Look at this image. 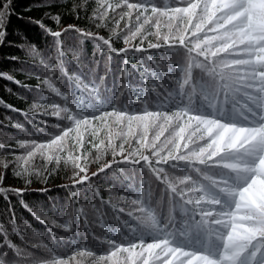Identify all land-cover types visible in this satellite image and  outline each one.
Here are the masks:
<instances>
[{
    "label": "snow or ice",
    "instance_id": "snow-or-ice-1",
    "mask_svg": "<svg viewBox=\"0 0 264 264\" xmlns=\"http://www.w3.org/2000/svg\"><path fill=\"white\" fill-rule=\"evenodd\" d=\"M46 2L52 7V0ZM94 4L73 0L68 11L80 19L81 11L86 14L91 8V15L84 18L98 29L108 28L107 38L90 28L64 26L61 13L44 14L59 30L44 19L30 21L52 38L56 53L52 66L35 45L22 47L40 57L47 69L48 75L38 77L37 91L46 87L63 103L41 95L28 112L8 105L25 120L43 109L40 115L60 122L50 125L58 131L46 132L45 141L16 136L0 141V194L10 205L9 220L0 222V264H80L84 257H92L91 264H264V0H94ZM11 15L12 0H0V44ZM69 33H75L73 38L80 43L92 40L109 62L122 57L125 89L129 69L137 68L129 64L130 54L140 61L139 54L156 49L180 58L167 61L176 87L164 89L153 82L150 90L140 89L144 92L143 99L136 98L140 109L121 99L123 91L101 92L104 76L98 78L100 83H83V90L77 83L74 90L61 91L53 79L56 72L70 84L81 80L65 67L63 37ZM113 38H122L123 46L116 47ZM78 51L74 49L73 55ZM148 59L157 65L151 75L158 76V62ZM0 78L20 83L11 75L0 73ZM149 92L156 93L155 100L147 99ZM132 98L130 92L125 96ZM11 127L25 132L23 123ZM8 148L23 152L9 153ZM69 167L74 203L81 189L100 197L94 178L110 170L139 171L147 177L140 181L135 198L122 197L130 200V209L112 206L120 228L115 235L105 232L96 238L106 245L101 254L73 243L65 257L42 240H29L27 226L21 227L11 208L10 195H15L44 222L42 214L23 201L27 188L5 186L9 170L30 185L33 177L47 183ZM145 184L156 185L159 211ZM108 203L101 198V204ZM77 211L84 215L82 209ZM51 223L65 232L72 230L70 219ZM100 225L104 227L102 220ZM49 232L52 240L66 243L64 236L57 237L51 228Z\"/></svg>",
    "mask_w": 264,
    "mask_h": 264
},
{
    "label": "trees",
    "instance_id": "trees-1",
    "mask_svg": "<svg viewBox=\"0 0 264 264\" xmlns=\"http://www.w3.org/2000/svg\"><path fill=\"white\" fill-rule=\"evenodd\" d=\"M89 5L94 7V0H88ZM73 0H52V7H48L46 0H12V15L6 20V36L3 44H0V73L11 75L20 83H14L7 78H0V141L6 137L16 136L24 138L37 139L38 141H45L49 137L45 135L46 132H55L57 129H52L50 125L59 123L56 117L44 116L39 113L43 109L37 110V115L32 117L29 114V120H25L21 112L11 111L8 105L14 106L22 112H28L34 100L39 99L42 95L49 101L63 103L60 97H56L46 89L37 91V86L40 84L38 77L43 78L48 75L47 69L40 64V57L29 55L27 51L22 50V47L27 49L35 45L36 49L41 54L48 58V63L55 66V51L52 48V38L47 36L37 25L30 21L35 19H44L46 12L61 13L62 24L67 26L75 24L81 28H90L104 35L106 38L110 35L108 28H96L89 20L84 18L86 15H91V8L85 14L81 11V18L77 19L75 15L69 14L68 9L71 8ZM30 9V10H29ZM22 17V19H21ZM44 22L54 30H59L58 26L51 20L44 19ZM111 21L109 24L111 26ZM75 33H69L63 37L66 70L71 74L75 73L81 77L80 81L73 80L71 84L61 73L56 72L53 76L61 91L74 90V86L79 83L80 89L83 90V83L96 80L99 82V77L104 76L105 80L101 84V92L105 89L109 90L108 95H116L122 91L125 93L121 99L135 109H140L142 105L137 101V97L144 98V92L140 89L150 90L153 82L162 84L164 89H171L176 87L175 81L167 73L169 59L177 61L180 58L169 57L166 53L161 54V50L149 49L146 53L139 54L142 60L138 61L135 54H130L129 64H136L135 70L129 69L131 75L128 77L126 83L128 88L125 89V81L121 78L122 57H115L111 62L107 60L105 52L97 49L92 40H85L80 43L79 40H74ZM149 39H154L149 37ZM116 47H122V38L116 40L113 38ZM138 42V40L136 41ZM145 42V47H146ZM78 49L77 56L73 55V50ZM151 56L159 64L158 76L153 77L151 72L157 68L156 64L152 63L148 57ZM11 57H17L13 60ZM146 69L147 71H144ZM174 74L179 75L178 69L173 65ZM26 86V87H25ZM164 89L157 88L158 92L163 93ZM132 94V99L127 100L125 96L128 93ZM80 95V91L76 92ZM87 97V92H84ZM156 93L149 92L147 99L155 100ZM14 122L24 124L25 132L20 133L17 129L11 127ZM43 129V131H41ZM14 143V142H13ZM7 152L15 151L17 154L23 152L22 149L8 148ZM11 159V156L8 157ZM107 159H111L110 156ZM42 161L39 157L36 164L39 165ZM127 168V166H125ZM95 167L91 171H95ZM71 176V169L62 168L57 174L48 178L47 183L41 182L39 179L33 177L30 185H25L24 181L14 177L12 171L6 173L5 186L12 188H27L24 193L23 201L29 205L33 211L42 214V220L38 221L34 216L27 211L21 204L19 197L10 195L11 208L15 212L18 223L21 227L27 226L25 231L26 237L31 241L39 242L42 240L53 247L62 256H67L71 253L73 243L80 244L86 248H90L93 252L101 254L106 251V245L100 244L97 237L103 238L105 232L109 235H115L120 225L113 218V205L118 209L125 207L126 211L131 208L129 199L135 198L136 191L141 187L140 181L147 180V177L142 176L139 171L121 172L120 169L110 170L107 175L101 174L98 179L94 178L95 187L100 190V197H96L92 190H80L78 200L73 202L72 189L68 187L71 183L69 177ZM144 189L149 187L152 192V200L155 207L159 211L158 205L155 201L158 200L156 185L145 184ZM41 189H48L46 192H41ZM101 198L109 201L108 204H101ZM9 200L3 198L0 194V222L9 220ZM82 209L84 215H80L77 210ZM126 218L125 214H121V219ZM70 219L72 221V230L65 232L63 228L54 226L51 221L56 220L58 223ZM104 222V227H101L100 221ZM52 229L57 234V237L64 236L65 242L52 240L49 229ZM17 242L19 240L17 238ZM42 255H47V252L41 249Z\"/></svg>",
    "mask_w": 264,
    "mask_h": 264
},
{
    "label": "rangeland",
    "instance_id": "rangeland-1",
    "mask_svg": "<svg viewBox=\"0 0 264 264\" xmlns=\"http://www.w3.org/2000/svg\"><path fill=\"white\" fill-rule=\"evenodd\" d=\"M92 257H84L81 259L80 264H91Z\"/></svg>",
    "mask_w": 264,
    "mask_h": 264
}]
</instances>
